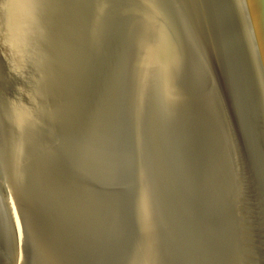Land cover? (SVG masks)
<instances>
[{"label":"water","instance_id":"95a60500","mask_svg":"<svg viewBox=\"0 0 264 264\" xmlns=\"http://www.w3.org/2000/svg\"><path fill=\"white\" fill-rule=\"evenodd\" d=\"M10 6L0 264H264V0Z\"/></svg>","mask_w":264,"mask_h":264},{"label":"bare ground","instance_id":"6f19581e","mask_svg":"<svg viewBox=\"0 0 264 264\" xmlns=\"http://www.w3.org/2000/svg\"><path fill=\"white\" fill-rule=\"evenodd\" d=\"M3 3V0H0V4ZM9 8V7H8ZM7 8V9H8ZM10 11H4L0 10V30H4V32L6 31V38L7 40H3L0 38V42L2 43L0 45V59L5 55L6 53V49L8 46V41H9V36H10V28L12 26V18H13V7L11 8L10 6ZM4 25V27H3ZM0 73V86L4 87L5 82H6V78Z\"/></svg>","mask_w":264,"mask_h":264},{"label":"rangeland","instance_id":"374dc122","mask_svg":"<svg viewBox=\"0 0 264 264\" xmlns=\"http://www.w3.org/2000/svg\"><path fill=\"white\" fill-rule=\"evenodd\" d=\"M7 65H8V63H5V61L0 62V73H1L5 78H7V75H6ZM3 88H4V87H3ZM3 88H1V89H3ZM2 91H4V90H2Z\"/></svg>","mask_w":264,"mask_h":264}]
</instances>
